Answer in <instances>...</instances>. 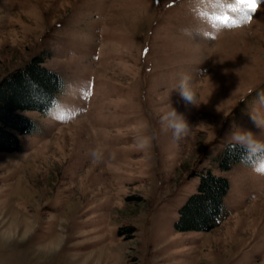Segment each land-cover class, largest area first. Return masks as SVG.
Segmentation results:
<instances>
[{"label":"rangeland","instance_id":"374dc122","mask_svg":"<svg viewBox=\"0 0 264 264\" xmlns=\"http://www.w3.org/2000/svg\"><path fill=\"white\" fill-rule=\"evenodd\" d=\"M259 3L229 28L209 17L239 13L215 0H0V81L41 56L64 83L0 152V264H264V159L219 164L235 128L264 138L250 116L264 113ZM198 25L205 38L185 34ZM184 73L199 105L172 90ZM170 104L189 125L179 139L160 121ZM206 170L229 182L222 217L177 231Z\"/></svg>","mask_w":264,"mask_h":264},{"label":"trees","instance_id":"16d2710c","mask_svg":"<svg viewBox=\"0 0 264 264\" xmlns=\"http://www.w3.org/2000/svg\"><path fill=\"white\" fill-rule=\"evenodd\" d=\"M63 87L62 78L42 65L41 56L33 57L0 81V152L20 148V136L31 133L36 127L34 120L23 112L46 113L55 104ZM241 155V151L233 153L225 149L219 164L228 169L243 160ZM228 188L227 178L216 176L209 170L201 172L196 191L179 209L175 229L209 231L215 227L222 217Z\"/></svg>","mask_w":264,"mask_h":264},{"label":"clouds","instance_id":"9594fccd","mask_svg":"<svg viewBox=\"0 0 264 264\" xmlns=\"http://www.w3.org/2000/svg\"><path fill=\"white\" fill-rule=\"evenodd\" d=\"M207 29L204 25H198L192 29H186L185 34L190 38L199 39L205 38ZM176 90L180 98L191 105L197 104V90L196 84L191 73H184L180 76L178 83L172 88ZM259 105L264 107V93L258 94ZM251 120L257 129L264 128V113L250 114ZM161 124L165 131L170 130L174 138L179 139L182 135L187 133L189 125L184 115L172 107L171 104L160 116ZM151 138H141L138 141L140 149L146 148L150 145ZM225 148L230 152L241 151V158L243 160L264 159V138L258 136L255 132L246 128H235L229 135L226 141ZM92 156L94 161L100 162L103 158L102 149L97 147L93 150Z\"/></svg>","mask_w":264,"mask_h":264},{"label":"snow or ice","instance_id":"6c2138e0","mask_svg":"<svg viewBox=\"0 0 264 264\" xmlns=\"http://www.w3.org/2000/svg\"><path fill=\"white\" fill-rule=\"evenodd\" d=\"M217 5L227 7L233 12L239 13V18H231L229 19L227 17L226 13H213L209 19L214 22L213 26L216 24H223L225 27H235L238 26L241 23H247L250 22L252 19L254 13L258 10L260 7L259 0H235L234 4H228V5H222L221 0H215ZM202 15H207L206 13H202ZM85 96L88 94L87 91H84L83 93ZM60 119H65L64 115L61 114ZM261 171H264V164L261 165V168L259 169Z\"/></svg>","mask_w":264,"mask_h":264},{"label":"bare ground","instance_id":"6f19581e","mask_svg":"<svg viewBox=\"0 0 264 264\" xmlns=\"http://www.w3.org/2000/svg\"><path fill=\"white\" fill-rule=\"evenodd\" d=\"M15 223H19V222H15Z\"/></svg>","mask_w":264,"mask_h":264}]
</instances>
